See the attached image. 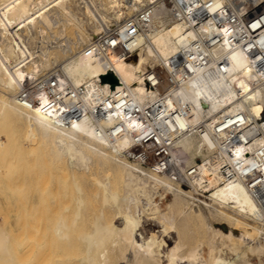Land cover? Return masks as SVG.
I'll use <instances>...</instances> for the list:
<instances>
[{
  "label": "bare ground",
  "instance_id": "bare-ground-1",
  "mask_svg": "<svg viewBox=\"0 0 264 264\" xmlns=\"http://www.w3.org/2000/svg\"><path fill=\"white\" fill-rule=\"evenodd\" d=\"M146 5L152 6L153 17L128 59L114 60L111 70L105 71L99 59L83 51L105 25ZM82 16L92 21L90 29L82 26ZM71 26L77 27L74 34L70 33ZM194 35L191 28L172 19L168 0H0V154L14 157L8 154L7 145L14 146L19 135L27 136V142L36 136L37 144L44 141L49 145L46 151L47 145L40 142L39 149L50 151V159L57 160L65 173L61 191L56 187L50 192V184L47 189V183L37 184L42 188H37V195L34 188L35 198L29 196L31 188L26 181L28 191L21 179L16 184L22 193L21 199L20 194L18 197L20 212L24 217L30 216L28 211L33 215L31 233L19 229L20 243L23 249L34 243L35 264H255V258L264 257V212L242 183H220L211 169L214 179L209 199L195 203L177 181L126 157L124 152L133 144L136 119L127 122L128 129L112 135L106 132L109 119L96 122L84 116L64 123L52 109L28 108L16 98L26 79L52 72L61 83H85L86 94L99 86L107 93L127 86L142 100L146 91L140 72L149 65L164 66L167 58ZM220 57L224 59L222 67L214 61ZM108 74L112 80L105 77ZM46 100L42 95V105ZM166 100L175 108V119L182 127L187 122L194 126L201 115L210 117L205 120L211 131L218 121L222 124L238 119L249 121L252 131L264 113V82L252 72L248 56L240 48L230 47L224 38L211 48V67L199 70L169 92ZM215 138L207 128L180 133L174 137L173 157L183 164L196 163L193 154L204 160ZM261 140L263 137L253 143ZM93 167H101L104 174L86 177ZM208 170L206 164H199V175L191 183L198 185ZM158 189L161 200H154ZM48 193L52 206L45 199ZM51 207L54 216L47 237L41 229L44 213ZM143 212L153 220L142 224ZM6 233L0 231L2 251L6 250ZM47 243L52 250L46 251ZM227 250L233 255H227Z\"/></svg>",
  "mask_w": 264,
  "mask_h": 264
},
{
  "label": "built area",
  "instance_id": "built-area-1",
  "mask_svg": "<svg viewBox=\"0 0 264 264\" xmlns=\"http://www.w3.org/2000/svg\"><path fill=\"white\" fill-rule=\"evenodd\" d=\"M168 10L175 21L191 28L195 35L171 54L164 66H148L139 76L145 98L138 100L127 86L115 87L110 93L101 86L86 94L85 83H61L52 72L26 79L16 93L17 101L28 108L52 109L64 123L90 116L94 121L109 119L106 132L112 135L128 129L127 122L136 119L133 144L124 154L141 167L168 175L187 191L195 203L209 199L214 173L219 182H240L264 212V113L256 119L257 127L245 119L230 123L216 122L211 131L207 118L199 116L194 126H180L175 108L166 95L186 83L199 70L211 67V48L224 38L230 47L240 48L249 59L252 72L264 82V0H168ZM153 17L146 5L121 21L105 25L83 47L86 54L99 59L105 71L114 60L124 61L136 50L138 36ZM205 29H201V26ZM222 67L224 59H215ZM165 83V87H163ZM47 97L42 105L41 97ZM189 119V113L184 114ZM208 129L216 136L206 159L183 164L173 157L174 137L191 129ZM253 143L256 139H262ZM206 164L208 173L195 185L198 165ZM214 171V173L211 171Z\"/></svg>",
  "mask_w": 264,
  "mask_h": 264
},
{
  "label": "rangeland",
  "instance_id": "rangeland-1",
  "mask_svg": "<svg viewBox=\"0 0 264 264\" xmlns=\"http://www.w3.org/2000/svg\"><path fill=\"white\" fill-rule=\"evenodd\" d=\"M107 12L109 13L111 11L108 10ZM130 14H132V12H130L128 15H130ZM123 17H125V16H123ZM122 18L118 19V21H121ZM82 19H83L82 26L85 29H90V26H92L91 25L92 21H90V18H88L87 16H82ZM70 30L72 31V32L70 31V33L74 34L75 31L77 30V27L76 26H71ZM36 44L38 45L37 41L35 43H33V46L35 47ZM28 136H30V135H28ZM35 137H29L30 139L33 138L34 141L29 140V138H28V142H31V145H28L30 143H28L27 141H24V139H26L27 136L25 138L22 135L18 136V140L16 141V143H17L16 146L17 147L15 146L16 143H14V146H12L11 144H10L11 146L7 145V148H9L8 149V154L12 153V155H14V157L10 156L11 158L10 157L9 158H7V157L5 158V155L3 157V154L2 153L0 154V229H1L0 231L4 235L6 234L5 236H7L6 232H8L9 235L11 236V238H10L9 235H8V237H7L8 241L4 242V244H5L4 247H5V249L7 251L6 250H4V251L0 250V264H14V263H16V264H35V259L37 258V257L34 256V254H35V248L33 246L34 243H29L31 247H29L27 245L24 249L21 247V243H20V235H19L20 230H21V233H22L23 232L22 230L25 228L27 233H29V232L31 233L32 225H31V223L29 224V222L31 221V219H33V218H30V216L32 217L33 215H32V212L28 211L26 213H27V215H28V213H30V216L29 217H24L23 216L24 214L21 213L22 211L19 208V204H20V199H21V194L22 193H19V191H17V190L20 189L17 186L18 182H20L19 180L21 179L23 185L26 183L25 185L28 186L29 189L31 188V190L28 193L30 194L29 196H31V197L34 196L32 198H35L37 193L39 194L38 189H37V188H39L38 185L42 186L43 183H45V184L47 183L46 185L44 184L45 185V189H47V186H49V184H50L51 187H49V191L51 189H53V188H56V187L59 189V191H61L62 188H63L62 187V182L64 180V174H65L64 170H62L60 168V166H58L59 164H58L57 160H53V161H55V162H53L50 159L52 157V156L51 157L49 156V155H51V152L49 151L50 154H48L46 152L48 150L49 145L45 144L44 141L42 143V141H40L41 140L40 139L38 141H40L41 143L39 142L40 144L39 143L38 144L39 145L42 144V146H44V147L47 145V149L45 148L46 151L42 150V149H44V147L42 148L41 146L40 147L42 149H39V146H38L37 141H36V139H38V138L37 137L35 138ZM33 142H36V144H37L36 145L34 143V145H33L34 149H36L35 147L38 146L37 150L38 151L40 150V153L37 150L33 151V147H32V143ZM27 145H28V148L26 147ZM13 147H14V151H13ZM41 151H43V153ZM13 152H14V154H13ZM24 152H25V154H24ZM15 153H16V155H15ZM198 158H200L199 154H193V159L194 160H196ZM41 159H43V160H41ZM55 163H57V164H55ZM96 168H97V170H96ZM91 171H92V173L90 172V173H87V175H85V174L84 175L86 177H88V176L94 177L95 175H99L100 176V175L104 174V171L102 170L101 167H93V169H91ZM8 177H10L11 180ZM91 177H89V178H91ZM8 181L9 182L11 181V183H10L11 186L8 185L9 184V183H7ZM23 181L24 182L26 181V182L24 183ZM26 186H25V188L28 191V188ZM41 186H40L39 190L42 188ZM34 188L37 190V191H35L36 195H35V193H33L34 192ZM12 190H13V193H11ZM159 190L160 189H158L156 191L157 193L156 192L153 193V195L155 197V198L153 197L154 200H156V199L157 200H161V196L159 194L161 192V190L160 191ZM19 194H20V199L18 198ZM158 195H159V199L157 198ZM51 196L52 195H50L48 193V195L45 197V199H47L48 203L50 201L49 204H51V202L53 200ZM142 198H141V200L144 201L145 198L144 197H142ZM93 203L97 204V201L94 200ZM51 206H52V204H51ZM53 207H51L49 210L45 211L46 213H44L45 225H44V227L41 230L43 231V233L47 237L51 234V231H52L50 225H51V223L53 221V216H54ZM138 207L140 208V206H138ZM148 215L149 214H146L145 212L142 213V218H141L142 224H146L149 221L153 220L152 218H150V215L149 216ZM19 217H21V218L19 219ZM146 217H147V219H146ZM148 217L150 219H148ZM4 219H6V221ZM21 219L25 220V221H23V223H22ZM25 222H26V224H25ZM23 224H24V226L25 225L26 226L24 227ZM27 228H29V229H27ZM2 229H4V230H2ZM8 238L10 239V243L11 244L9 243V239ZM12 241H13V243H12ZM50 241L52 242V240H50ZM16 244H17V246H15ZM49 245H51V244H48V246L46 247V251H47V249L52 250V248H50ZM32 246H33V249H32ZM50 250H49V253H50ZM24 252H25V254H23ZM20 254H21V256H20ZM27 254H28V257L26 259H24V257L27 256ZM226 254L227 255H233L232 253L228 252V250L226 251ZM8 259H11V260H8ZM11 261H12V263H11ZM36 261H37V259H36ZM28 262H30V263H28ZM256 263L257 264H264V257L261 256L260 259L255 258V264Z\"/></svg>",
  "mask_w": 264,
  "mask_h": 264
},
{
  "label": "water",
  "instance_id": "water-1",
  "mask_svg": "<svg viewBox=\"0 0 264 264\" xmlns=\"http://www.w3.org/2000/svg\"><path fill=\"white\" fill-rule=\"evenodd\" d=\"M106 78H109V80H112V76L110 74L105 75Z\"/></svg>",
  "mask_w": 264,
  "mask_h": 264
}]
</instances>
